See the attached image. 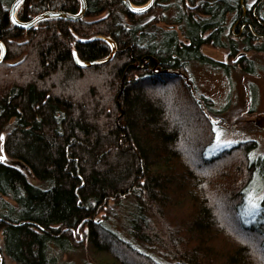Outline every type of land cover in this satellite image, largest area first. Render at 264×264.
Returning a JSON list of instances; mask_svg holds the SVG:
<instances>
[{"label": "trees", "instance_id": "trees-1", "mask_svg": "<svg viewBox=\"0 0 264 264\" xmlns=\"http://www.w3.org/2000/svg\"><path fill=\"white\" fill-rule=\"evenodd\" d=\"M13 1L0 0V148L39 183L0 163V264H264V228L239 214L250 181L264 173V156L250 158L256 141L206 157L211 100H199L184 75L160 79L154 71L155 60L182 72L210 62L205 45L227 49L229 58L242 45L264 53V0H155L143 13L123 0H85L82 17L45 18L29 28L12 21ZM249 3L250 27L236 40L229 20ZM80 9V0H23L16 17ZM111 41L110 61L84 64L107 57ZM154 83L165 89L161 98L145 93ZM175 83L187 90L184 123L166 110ZM120 205L125 233L110 225ZM79 249L87 257L80 262L71 257Z\"/></svg>", "mask_w": 264, "mask_h": 264}, {"label": "rangeland", "instance_id": "rangeland-1", "mask_svg": "<svg viewBox=\"0 0 264 264\" xmlns=\"http://www.w3.org/2000/svg\"><path fill=\"white\" fill-rule=\"evenodd\" d=\"M250 2L252 1L250 0ZM229 25L227 31H230ZM162 26L167 25L163 24ZM237 28L238 27H235L234 32L237 31ZM180 37L182 39L181 35ZM201 53L204 54L207 59H210V62L194 61L187 66L186 72L183 71V73L188 76L189 81L191 80L190 82L192 83L195 96L201 100L205 97L212 102L211 108L208 109L205 106L206 111L212 116L214 121L213 141L205 149V156L211 157L217 155L222 150L228 149L239 142L250 140L256 141V146L250 151V158L254 159L264 156V128L258 127L254 123V119L257 115H264V53L253 50L246 52L243 62L244 64H249V61H252L251 63L253 65L251 67L253 72L245 71L243 65H233L232 58H229L228 50L225 48L205 45L202 46ZM221 64L224 66H221ZM138 69L147 72L152 70V68L141 66ZM225 69H227V71ZM160 74L163 75L161 76L162 78L159 77L160 79L167 77L166 73L160 72ZM154 84H151L153 85L152 88L147 86L145 93L149 97L158 98L159 96L157 94L161 91H165V89L156 84L154 86ZM184 90H186L185 85L182 83H175L173 86L172 84L168 86L166 94L168 96L166 99V110L170 116L172 115L171 118H174L180 123L186 121L185 117H182L184 115L182 113V107L186 98L183 94ZM177 111L178 114H172ZM218 137L219 141L217 139ZM1 155H4L5 158L3 161L5 163L19 167L31 182L35 184L39 183L27 165L19 160L6 156L4 151L0 148V156ZM250 191L255 194L256 198L264 195V173H255L246 188L245 199L243 203L239 205V214L242 220H245V224L251 225L252 223H256L264 228V222L258 221L259 217L262 219L264 218V200L258 201L260 204L258 209H250L248 207V193ZM122 206H118V217L114 219L110 225L124 232L120 224L124 221V218H126L123 210L126 206ZM225 208L226 206H224V213L228 215V210ZM124 236H126V234ZM124 238L131 241L132 245L138 247L155 259L165 260L158 252L149 248L147 249L142 242L135 239L129 240L127 237ZM71 257L80 262L84 258H87L86 251L79 249L73 253ZM5 264L15 263L7 259ZM131 264L134 263L131 262Z\"/></svg>", "mask_w": 264, "mask_h": 264}, {"label": "water", "instance_id": "water-1", "mask_svg": "<svg viewBox=\"0 0 264 264\" xmlns=\"http://www.w3.org/2000/svg\"><path fill=\"white\" fill-rule=\"evenodd\" d=\"M23 0H14L13 3L11 4L10 7V17L13 21V17L15 18V24L23 27V28H29L32 25H35L38 21L45 19V18H51V17H64V18H69V19H77L80 18L84 15L85 10H86V1L85 0H80L81 1V9L80 12L78 14H69L66 13L64 11H45L41 14L36 15L35 17H33L30 21L27 22H20L17 17H16V10L17 7L19 6V4L22 2ZM155 0H149L146 5L143 6H135L133 5L130 0H123L124 4L126 5V7L129 8L130 11L134 12V13H143L147 10H149V8L153 5ZM135 9H143L142 11H136ZM112 43V52L105 58L99 59V60H94V61H90L87 63H84L87 66H91V65H99V64H103L108 62L114 55L115 51H116V45L114 44L113 41H111ZM0 62L5 58L6 56V48L5 45L0 42ZM240 55H243V53H240ZM77 60V57L75 58ZM79 61V60H78ZM83 64V63H82ZM155 64L156 66L154 67V71L157 73H176V74H182L186 77V80L189 84H191V82L188 79V76L183 73L180 70L177 69H172V68H168V69H161L158 64L157 61L155 60ZM143 67V66H141ZM121 89H122V85H121ZM254 123L255 125H257L258 127H263L264 128V115H257L254 119ZM1 149H3L2 145H1ZM3 158L4 155H1ZM4 159L0 160V163L3 162Z\"/></svg>", "mask_w": 264, "mask_h": 264}, {"label": "flooded vegetation", "instance_id": "flooded-vegetation-1", "mask_svg": "<svg viewBox=\"0 0 264 264\" xmlns=\"http://www.w3.org/2000/svg\"><path fill=\"white\" fill-rule=\"evenodd\" d=\"M254 1V0H253ZM256 1V0H255ZM259 2V4H261V2H262V0H260V1H258ZM253 3H249L248 4V6H243V12H242V15L236 20V21H233L232 20V17H231V19L229 20L230 21V31L232 32V34H233V38L234 39H236V40H240V39H243L244 37H243V33L245 32V30H246V28H245V25H248V27H250L249 26V24H248V22L247 21H245V18H244V16H245V14H246V11H248V10H250V8L252 7L251 5H252ZM256 6H257V4H256ZM254 9L253 10H255V6L253 7ZM235 27H238L236 30V32H234V30H235ZM263 27H264V24H263ZM235 35V36H234ZM260 35V38L262 39V38H264V33H262V34H259ZM244 47V45H242V48L236 53V54H234L231 58H232V64L233 65H236V64H238V66H240L242 63H244L243 62V60H242V58L243 57H245V55H246V52H248L249 50H245V48H243ZM241 50H244V51H241ZM241 52H243V55H240L239 53H241ZM259 53H262V52H259ZM242 60V61H241ZM250 60V59H249ZM241 61V62H240ZM252 61H249V63L251 64V66L253 65L252 63H251ZM248 64V63H247ZM222 66H224L223 64H221Z\"/></svg>", "mask_w": 264, "mask_h": 264}, {"label": "snow or ice", "instance_id": "snow-or-ice-1", "mask_svg": "<svg viewBox=\"0 0 264 264\" xmlns=\"http://www.w3.org/2000/svg\"><path fill=\"white\" fill-rule=\"evenodd\" d=\"M136 11H142L143 9H135ZM13 22L15 23V18L13 17ZM2 47V46H0ZM0 139H2V134H0ZM219 141V137L217 138ZM4 159L2 156H0V160ZM259 200H264V195H261L259 198L255 197V194L253 192L248 193V207L252 210L258 209L260 207Z\"/></svg>", "mask_w": 264, "mask_h": 264}]
</instances>
